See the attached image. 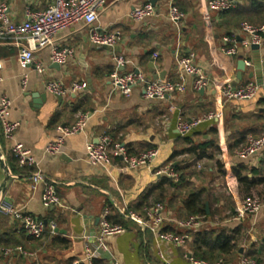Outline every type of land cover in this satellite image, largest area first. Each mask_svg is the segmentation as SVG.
Returning a JSON list of instances; mask_svg holds the SVG:
<instances>
[{
    "label": "crops",
    "instance_id": "1",
    "mask_svg": "<svg viewBox=\"0 0 264 264\" xmlns=\"http://www.w3.org/2000/svg\"><path fill=\"white\" fill-rule=\"evenodd\" d=\"M0 1L8 5L14 21H22L26 9L42 10L53 0ZM169 1L154 0L156 15L136 21L130 18V11L149 0H108L96 24L106 32L118 33L114 48L91 44L86 26L73 25L56 36L58 46L72 50L65 65L55 67L49 62L50 48L34 51V61L45 66L43 73L34 65L22 68L13 40H0V96L10 98L9 118L18 122L12 140L0 137V160L4 163L0 165V185L9 176L0 200L10 201L45 223L54 221L58 229L36 240L17 221L0 214V248L21 246L33 253L0 255V264H72L82 257L87 244L94 243L99 219L106 210L108 221H120L126 230L107 238L108 252L93 264H163L160 251L171 264H191L190 258H196L192 255L193 232L184 247L157 244L150 230L126 215L129 211L144 215L158 199L163 205L164 230L181 232L175 223L188 217L184 202L192 191H200L207 216L201 231L223 230L234 236V251L221 256L222 264H240L241 258L253 252L264 259V183L249 192L260 196V209L238 217L242 200L249 194L236 174L239 171L251 181L264 178V147L246 158L236 154L248 137L264 134V88L250 100L223 101L218 91L219 84L225 82L236 85L255 79L251 77L255 72L251 47L239 45L238 53L231 56L223 54L220 47L224 36L236 42L247 36L241 23L264 25V0H233L234 6L228 11L210 10L206 0H173L185 15L179 29L167 18ZM260 8L259 16H255ZM261 36L259 52L264 61V32ZM113 55L132 61L120 67L121 72L137 68L149 79L162 75L169 81L179 79L178 58L193 55L209 84L195 91L191 77L186 76V90L162 100L144 98L140 85L125 97L110 84L109 74L115 69ZM245 60H250L251 66L243 65ZM150 63L153 72L149 71ZM52 79L61 80L67 89L75 82L85 87L55 97L44 89ZM209 111H217V117L200 123L187 135L178 133L179 121ZM80 113L89 116L84 130L66 137L57 154H47L45 147L57 136L58 127L73 125ZM101 135L122 143L130 154L156 147L158 156L149 167L136 169L121 167L115 159L106 165H91L85 144ZM14 142L31 151L35 166L17 164L10 150ZM194 147L205 148L209 157L198 159ZM165 166L173 170L174 178L155 174ZM33 170L54 182L64 207L43 205L41 188L30 187ZM165 178L169 181L163 182ZM198 260L214 262L211 258Z\"/></svg>",
    "mask_w": 264,
    "mask_h": 264
},
{
    "label": "built area",
    "instance_id": "2",
    "mask_svg": "<svg viewBox=\"0 0 264 264\" xmlns=\"http://www.w3.org/2000/svg\"><path fill=\"white\" fill-rule=\"evenodd\" d=\"M108 0H53L44 9L33 11L26 9L22 21H14L10 14L8 5L0 1V40L12 39L17 48V58L22 68L34 65L38 73H43L45 66L34 61V51L42 48H50L49 62L58 65H65L67 59L71 57L72 50L66 47H60L56 44L58 33L69 29L76 24H84L87 28L88 39L91 44L99 47L114 48L119 36L118 33H109L99 28L96 24L99 13L106 6ZM119 1V0H114ZM206 6L213 11H228L234 6L233 0H206ZM156 15L155 7L152 3L134 7L130 11V18L141 21L145 18ZM185 17L173 0L169 1L167 18L177 29L180 27L181 20ZM241 30L247 35L240 42H236L229 36L222 38L220 50L227 56L236 55L239 47L250 48L252 44L262 45L261 33L264 32V25L255 27L247 22L241 23ZM22 39L25 43H22ZM240 45V46H239ZM157 53L152 57L156 58ZM115 62V69L109 74V80L112 88L121 95L128 97L131 95L135 86L140 85L142 96L146 99L162 100L172 93H181L186 90V76L191 77V87L195 91H200L208 86L209 79L199 68L193 59V55L178 58L177 64L181 69L177 81L166 79H149L136 69L127 72L119 70L123 65H131L132 61L122 55L112 56ZM245 66H251L250 60L244 61ZM25 78V77H24ZM0 81L2 77L0 76ZM85 87L84 83H73L69 89L65 88L61 80H48L44 89L55 97H61L67 91H80ZM264 88V75L260 83L255 79L247 80L244 83L233 85L230 82L219 84L218 91L223 101L230 100H250L254 98L259 90ZM11 100L6 96H0V137L5 141L14 138V133L18 127V122L10 120ZM87 113H80L75 123L68 127L59 126L57 136L51 140L45 147L47 154H57L66 137L78 134L84 130L88 119ZM217 111H209L197 117H190L181 120L177 124V131L180 135H187L200 123L215 119ZM264 147V134L260 137H248L246 144L243 145L236 154L239 158H246ZM10 150L20 167H33L36 160L31 151L19 142H14ZM87 160L91 165H106L110 159L118 160L121 167L136 169L139 167H149L158 156L159 149L156 147L146 149L137 154H130L126 147L120 142H113L108 135H101L97 141H87L85 144ZM201 167L200 164H197ZM156 175H166L174 178L176 174L169 167H161L155 171ZM30 187L32 190L41 188V199L45 207H64L58 198L54 182L42 174L39 170L30 172ZM262 205V201L255 195L246 196L237 211V216L242 217L245 214L257 212ZM0 214L6 215L17 221L21 229L31 238L40 240L45 232L54 234L57 225L54 221L45 223L38 220L31 214L23 211L20 207L14 205L5 199L0 200ZM108 211H104L99 219L98 233L94 237L93 244H87L81 258L75 259L72 264H93L94 259L101 254L108 252L107 238L113 235L125 232V227L120 224H112L107 219ZM142 228L152 232L157 244L167 243L175 246H183L190 238V232L201 231L206 221L202 215H190L182 220L176 221V227L181 232H169L164 230L165 217L163 215V205L159 202L152 203L145 210L144 215L129 211L126 215ZM13 254H22L33 256L32 252L26 251L21 246L0 248V255L11 256ZM159 257L163 264H171L159 252ZM191 264H222L218 259L214 262L190 258ZM240 264H255L253 259L243 257Z\"/></svg>",
    "mask_w": 264,
    "mask_h": 264
},
{
    "label": "trees",
    "instance_id": "3",
    "mask_svg": "<svg viewBox=\"0 0 264 264\" xmlns=\"http://www.w3.org/2000/svg\"><path fill=\"white\" fill-rule=\"evenodd\" d=\"M252 2L258 1L259 3L262 0H251ZM263 8V6H262ZM261 8L255 11L256 15L259 16L261 12ZM254 16V17H255ZM194 152L198 155V159L209 157L207 150L205 148L194 147ZM237 177L239 181L244 186L245 190L249 194L252 188H255L260 183H264V178H259L257 180H249L247 177H243L239 171H236ZM169 181V179L165 178L163 182ZM260 197V196H259ZM264 200V199H263ZM262 201V200H261ZM155 202H160L155 200ZM185 208L188 211L189 215H205L203 199L200 197V191H192L190 192L184 202ZM207 217V216H205ZM204 217V218H205ZM112 224H120V221H113ZM234 241V236L225 233L223 230H219L214 232L212 229L203 230L193 232L192 235V255L196 258L193 259H207L211 258L212 261L218 260L219 258L222 260L223 254H229L234 251L235 244L232 243ZM251 255V256H250ZM217 257V258H214ZM247 258L253 259L255 264H264V259L261 254H256L255 252L250 253ZM99 264V261L97 262Z\"/></svg>",
    "mask_w": 264,
    "mask_h": 264
},
{
    "label": "water",
    "instance_id": "4",
    "mask_svg": "<svg viewBox=\"0 0 264 264\" xmlns=\"http://www.w3.org/2000/svg\"><path fill=\"white\" fill-rule=\"evenodd\" d=\"M151 3L154 2V0H149ZM252 50L254 51L255 57H254V66H255V72L251 75V77H254L255 80L260 83L263 77V67H264V61L261 60V56H260V46L258 44H252L251 45ZM242 64L244 65V61H242ZM55 67H59L58 64H54ZM150 67V72H153L154 70V65L153 63L149 64ZM241 68V67H240ZM241 70V69H239ZM240 74V71L238 73V75ZM156 78H160L162 79V75H154L153 79ZM60 99V98H59ZM0 165L4 166V163H2V161L0 160ZM9 179V176L6 177L5 181L0 185V194L2 192H4L5 188H6V181ZM208 211L207 209V205H206V212ZM58 229H56L57 231Z\"/></svg>",
    "mask_w": 264,
    "mask_h": 264
},
{
    "label": "rangeland",
    "instance_id": "5",
    "mask_svg": "<svg viewBox=\"0 0 264 264\" xmlns=\"http://www.w3.org/2000/svg\"><path fill=\"white\" fill-rule=\"evenodd\" d=\"M249 195H255V196L259 197V195H258L257 192H255V191L252 192V193H250ZM249 195H248V196H249ZM259 198H260V197H259Z\"/></svg>",
    "mask_w": 264,
    "mask_h": 264
}]
</instances>
